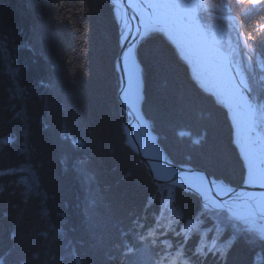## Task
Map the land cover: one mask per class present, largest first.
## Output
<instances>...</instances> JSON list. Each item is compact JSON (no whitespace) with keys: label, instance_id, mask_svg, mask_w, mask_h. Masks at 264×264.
<instances>
[{"label":"trees","instance_id":"16d2710c","mask_svg":"<svg viewBox=\"0 0 264 264\" xmlns=\"http://www.w3.org/2000/svg\"><path fill=\"white\" fill-rule=\"evenodd\" d=\"M228 4L240 8L244 34L264 54V0ZM118 31L108 0H0V264H168L157 251L172 252L185 230L186 257L205 237L225 244L222 263L206 264H264L263 236L225 211H207L196 194L154 181L128 145ZM137 53L141 108L170 157L241 184L228 111L193 78L177 45L154 31ZM248 79L264 108L259 82ZM169 197L173 217L182 215L173 232L155 237L159 245L134 242L130 229L155 227Z\"/></svg>","mask_w":264,"mask_h":264},{"label":"bare ground","instance_id":"6f19581e","mask_svg":"<svg viewBox=\"0 0 264 264\" xmlns=\"http://www.w3.org/2000/svg\"><path fill=\"white\" fill-rule=\"evenodd\" d=\"M180 2L185 9L196 11L195 1L193 5H191L188 0H180ZM109 3L112 6L118 29H120L119 25L125 27L128 21L131 23L130 30L127 29L126 33H124L125 37L128 39L125 47L122 49L121 45L119 46L116 67L119 64V79L120 73L124 75L127 102L136 117L141 119L147 126L140 106L142 94L137 80L140 70V61L137 53L138 47L136 48L137 42L140 44L143 37L142 34L144 33V23L140 14L142 11H145L149 16H152L153 22L157 26L163 24L167 29L172 31L174 34L173 36L180 41V44L200 47L207 61V65L218 80V92L221 96V100L229 109L234 120V135L247 165V173L243 186L232 191L231 187H237V185L231 184V186H229L228 183L219 180H210L200 172L184 174V177L189 176L190 179L179 183L195 190L201 197L203 205L207 208H215L221 211L223 209L234 217L241 219L248 218L251 214H259L264 217V140L260 134L255 132L252 125L254 124L253 119H250V115L255 111L253 100L252 97L246 93L244 87L236 81L230 68L220 65L216 61L217 58L220 59L223 52L214 44L216 37L214 33L209 31L201 22V18L199 17L201 15H197L198 18H195L192 20V23H190V20L186 18L183 8L181 7L182 5H173L169 0H111ZM154 8L161 13L159 14L157 10L154 11ZM132 9L137 11V16L130 18L129 15ZM170 39L173 41L171 37ZM119 57L120 60L117 64V59ZM144 133H146V131ZM128 139L131 145H133L130 134ZM142 140L146 152L152 159H155V166L151 168L152 172L161 171L162 164L160 161H162V159H159V154L152 144L151 139L144 136ZM252 141H255L262 147L261 156L257 155L255 151L251 149L250 143ZM162 174L166 177L171 175L170 171H165ZM208 182H210V184ZM210 185L213 190L209 188ZM158 218L160 217H157V219ZM141 236L142 238L154 241L150 233L146 232L137 233L132 239L136 242ZM130 244L131 246L134 245L132 243ZM165 249L170 253L171 248L165 246V248L157 251L160 257H163L166 253ZM185 252L186 251H184V253ZM174 256L173 253L172 256L170 254L169 256L163 257V259L168 264H171L173 261H171L172 259H170V257ZM181 258L184 261L183 263L189 264L186 256L181 255ZM175 261L176 263H182L177 260Z\"/></svg>","mask_w":264,"mask_h":264},{"label":"rangeland","instance_id":"374dc122","mask_svg":"<svg viewBox=\"0 0 264 264\" xmlns=\"http://www.w3.org/2000/svg\"><path fill=\"white\" fill-rule=\"evenodd\" d=\"M169 1L173 5H176V6L182 5L181 7L183 8L186 18L190 20L189 21L190 23H192V20H194L195 18H198L197 15L199 14L201 15L199 16L201 18V22L206 26V28L209 29V31L214 33L216 39L220 43H222V45L227 49V51H229L233 55L234 59L238 63L239 68L241 70V78L243 80L244 87H245L244 89L246 90V93L249 94V96H250V83H249L248 75L250 79L254 78L259 82V88L264 92V86H263L264 85V54L258 55V52L254 50V47L250 45L251 42L249 43L248 37L244 34L243 23L239 21L238 15H237L238 13L237 11H241L240 8L235 7V6L232 7L230 4H228L229 0H188V2H190L191 5L197 2L196 11H191V10L185 9L183 4H181L180 0H169ZM156 10L157 9L154 8V11ZM157 12L159 14L161 13L159 10H157ZM140 15L144 23V33L142 34L143 37L149 33H152L154 31H160V30L163 31L166 34V36L169 35L168 32L164 28H162L161 26H157L153 22V19L151 18V16H149L145 11H142ZM243 16H242L243 18L250 17V12ZM175 44L178 47V51L180 55L182 56V59L186 61V63L189 65V68L195 80L199 84L204 86L206 89H209L210 91H212V93L216 96V98L221 100V96L218 92V80L213 74V72L210 70L209 66L207 65V61L204 58L200 48L194 45H186V44H180V43H175ZM216 61L220 65L229 67L227 63V59L224 55H221L220 59L217 58ZM137 80H138V85H139L140 92H141L143 88V81H142L140 72H139ZM119 90H120V85L118 88V93H119ZM252 100H253L254 107H256L258 103L253 97H252ZM257 107L259 111L257 110V116H256L257 126L256 127L259 130L261 129L264 132V108L261 109L259 105ZM124 122H125V117H124ZM123 124H122V128H123ZM125 137L127 138V135ZM250 147L251 149L255 151L257 155L259 156L262 155L261 153L262 147L259 146L255 141H252L250 143ZM168 186H170V184ZM160 187L161 189H158V191L161 194L164 193V191L165 193L167 192L168 189L162 186ZM170 197L168 199L164 198L163 200H161L162 201V205L160 204L161 211L159 212V215H158V217L160 218L156 219L158 223L155 224V227L159 225L158 226L159 228L157 227L154 230L152 229L150 232V236H152L153 238L156 237L158 239V236H164L170 231L173 232L172 228L176 226L177 222L180 221L179 218H181L182 215L179 213V211L178 212L176 211L175 213L177 215H175V218L173 217L174 213L172 211L174 209L172 205H170V200H171ZM146 207L144 209L152 216L150 209H152V212H154L153 209H155V207L153 208V206L152 207L150 206V207H147V209ZM206 210L216 211L217 209L206 208ZM222 211L227 212L226 210H223V209ZM227 213H228L227 214L228 216L233 217L234 219L240 221L241 223L246 225L248 228H251L252 230H254V232L264 237V217L263 216H260V217L251 216L248 218L239 219L238 217H234L233 215H231L229 212ZM138 219L139 221L135 220V217H132L130 219V222L137 221L141 223L142 219L140 218ZM198 224L201 230L205 234H208L205 229L207 222L203 224L202 222L199 221ZM235 224H237V222ZM191 225L192 224H188L190 228H192ZM148 229L149 228H142L139 226V224H136L134 225L133 228L130 229V231L133 230L134 234H137V233L140 234L144 232L149 233ZM186 231L187 230H185V233H187V235L185 234L184 241H181L178 245L174 246L175 248H173V251L170 252V253H174L175 255L174 257H170V259H172L173 261L177 260L180 262H184L181 258V255L186 254L183 251V248L186 247V241L188 240V235H189V233ZM257 234H254V235H257ZM199 236L204 237L203 234ZM157 239L154 240V243L159 245L160 241ZM202 240L203 242H201V244L198 245V247H196L194 251L192 249V252L189 253V257H187L189 263L191 264L190 260H192L193 264L195 263L196 264H206V261H205L206 259L212 260L214 259V257L216 259H219L220 262L223 261V256L225 254V248H224L225 244L220 245L214 239L210 240L205 237ZM214 248H215V252L209 256L210 250H214ZM170 253L169 251L166 250V253L165 254L163 253L164 254L163 257L167 255L169 256ZM184 256H188V255H184Z\"/></svg>","mask_w":264,"mask_h":264},{"label":"water","instance_id":"95a60500","mask_svg":"<svg viewBox=\"0 0 264 264\" xmlns=\"http://www.w3.org/2000/svg\"><path fill=\"white\" fill-rule=\"evenodd\" d=\"M108 1L111 2V0H108ZM136 16H137V11L132 9V11L130 12L129 17L133 18V17H136ZM151 18H152V16H151ZM161 26H163V28L168 32L169 36L173 39L174 42L180 43V41H178V39L173 36L174 34L172 33V31L167 29L163 24H161ZM119 27H120V29H119V42H120V45H121V47L123 49L125 47L126 41L128 40L125 37L124 33H126L127 29L130 30L131 23L128 21L127 25L125 27H122L121 25H119ZM138 44L139 43L137 42L136 48L138 47ZM214 44L216 46H218L222 50L223 54L226 56V59L228 61V64L230 66V69H231L236 81H238V83L241 86L244 87L242 78L240 77L239 68L237 67L234 59L231 56V54L217 40H214ZM119 60H120V57L117 59V64H118ZM117 69H118V71L120 70L119 64L117 65ZM124 80H125L124 79V75L122 73H120V90H119V93H118V97H119V100L121 102L122 112H123L124 117H125V122L123 124V129H124L125 134L127 135V139H128L129 134H130V137L133 140V145H131L129 139L127 141L130 144V146L134 149V151L139 155L141 161L147 167V170H148L149 174L154 179H157L158 181L159 180H164V181H167V182H174L177 185H180L181 187H184V188H186V187L181 185L179 182H181V181L185 182L186 180L188 181L190 179L189 176L184 177V174H193V172H200L206 178H208L210 180H213V181L214 180H218V179H215L212 175H210L206 170H204L202 168L193 167V166L188 165V164H182V163L174 162V160L168 155L167 151L165 150V148L160 143L158 135L152 129V127H151V125L149 123V120L144 116V114H143V117L145 118V120L147 122V126L141 121V119H139L138 117H136L133 114V112H132V110H131L128 102H127ZM142 97L143 96L141 95V101H142ZM140 106H141V104H140ZM225 107L228 110L230 119L232 121L233 129H234L233 130V135H234V131H235L234 120H233V118H232V116L230 114V111H229V109L227 108L226 105H225ZM255 114H256V109H255L254 113H252V115H250V119L251 118L253 119V123L254 124H255ZM254 124H252V125H253V128H254L255 132L257 134H260L262 136V139L264 140V134L256 127V125L254 126ZM145 131H146V133H144ZM144 136L145 137H149L151 139L152 144L154 145L156 151L159 154V159L160 158L162 159V161H160L161 164H162V168L160 169L161 171H156L157 173L155 171L152 172V170H151L152 166L153 167L155 166V163H154L155 159H152V157H150L149 154L145 150L144 142L142 140ZM234 142H235V144H236V146L238 148L239 154H240V156H241V158H242V160L244 162V166L246 168V173H247V165L245 163L244 156L242 155L240 147H239V145H238V143L236 141L235 135H234ZM165 171H170L171 175L167 176V177L164 176L162 173H164ZM219 181H222V182L226 183L223 180H219ZM208 183L210 184V182H208ZM243 184H244V182L241 185L237 186V187H235V186L231 187L232 188L231 190L235 191L238 188L242 187ZM229 186H231V184H229ZM209 188L211 190H213L211 185L209 186ZM191 190L193 191V189H191ZM250 216H261V215H259V214L258 215L257 214H251Z\"/></svg>","mask_w":264,"mask_h":264}]
</instances>
